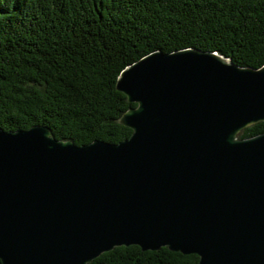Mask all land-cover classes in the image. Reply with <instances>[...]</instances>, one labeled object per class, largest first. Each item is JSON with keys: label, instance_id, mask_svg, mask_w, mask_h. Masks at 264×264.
<instances>
[{"label": "water", "instance_id": "95a60500", "mask_svg": "<svg viewBox=\"0 0 264 264\" xmlns=\"http://www.w3.org/2000/svg\"><path fill=\"white\" fill-rule=\"evenodd\" d=\"M116 90L129 138L76 145L0 127L1 264H90L116 247L264 264V65L153 51Z\"/></svg>", "mask_w": 264, "mask_h": 264}, {"label": "trees", "instance_id": "16d2710c", "mask_svg": "<svg viewBox=\"0 0 264 264\" xmlns=\"http://www.w3.org/2000/svg\"><path fill=\"white\" fill-rule=\"evenodd\" d=\"M184 48L264 65V0H0V127L50 129L76 145L117 144L131 130L119 73L143 56ZM264 132V122L241 138ZM1 264V262H0ZM90 264H198L167 248L116 247Z\"/></svg>", "mask_w": 264, "mask_h": 264}]
</instances>
